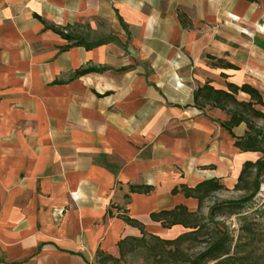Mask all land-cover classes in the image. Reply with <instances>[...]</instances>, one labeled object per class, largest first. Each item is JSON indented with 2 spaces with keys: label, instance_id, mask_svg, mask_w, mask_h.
<instances>
[{
  "label": "crops",
  "instance_id": "crops-1",
  "mask_svg": "<svg viewBox=\"0 0 264 264\" xmlns=\"http://www.w3.org/2000/svg\"><path fill=\"white\" fill-rule=\"evenodd\" d=\"M206 82L264 95V0H0V264H98L141 235L122 214L170 238L151 213L198 207L175 187L234 188L260 154Z\"/></svg>",
  "mask_w": 264,
  "mask_h": 264
},
{
  "label": "trees",
  "instance_id": "trees-1",
  "mask_svg": "<svg viewBox=\"0 0 264 264\" xmlns=\"http://www.w3.org/2000/svg\"><path fill=\"white\" fill-rule=\"evenodd\" d=\"M65 34V33H64ZM68 36L67 34H65ZM69 38V37H68ZM232 66L231 64H226ZM228 88H216L210 82L199 86L194 92V103L200 109L219 108L228 114V119L221 122L222 126L235 138V145L242 151L258 152L256 160H246L241 169L235 190H243L247 194L239 199L216 202L209 207L207 215L203 213L205 201L214 193L227 188L220 178H211L199 182L194 187L185 184L180 189L175 187L173 192L182 190L186 196L198 199L196 210H190L186 205L179 204L169 210L151 213L154 221L160 222L165 228L182 225L184 230L170 238L152 234L145 230L144 224L128 215L122 218L130 225L140 228V236H127L118 242L119 257L105 251H98L99 264H106L104 259L119 260L138 247L147 251L146 262L149 264H253L252 253L243 245L242 234L235 240L225 223L217 216H231L242 213L243 209L254 199L264 182V95L250 84L238 85L228 83ZM245 92L249 100H240L238 94ZM246 124L243 136H237L234 128ZM131 191L149 193L152 185H131ZM257 211V209L255 210ZM256 212L242 215L241 231L244 234L255 232L253 220ZM255 222V221H254ZM205 244L201 250L189 253L184 244L191 241ZM105 255V256H104ZM145 260V259H144Z\"/></svg>",
  "mask_w": 264,
  "mask_h": 264
},
{
  "label": "rangeland",
  "instance_id": "rangeland-1",
  "mask_svg": "<svg viewBox=\"0 0 264 264\" xmlns=\"http://www.w3.org/2000/svg\"><path fill=\"white\" fill-rule=\"evenodd\" d=\"M260 125L264 126V121L259 122ZM264 179V178H263ZM247 193L243 190H235L234 188H225L221 191L214 193L209 197L203 207L204 215L209 212V207L214 205L216 202L239 199L245 196ZM257 209V211H255ZM240 214H235L231 216H217V219L223 221L228 227L229 231L234 235L235 240L242 234L243 245L247 251L252 253L253 264H264V182L260 185V190L254 199L242 210ZM250 212H256L253 220H248L250 224L254 225V233L244 234L241 231V217L242 215L248 214ZM255 221V222H254ZM205 244L200 241L186 242L183 246L189 253H194L202 249ZM119 257V252L113 254ZM98 254V264H99ZM105 256V255H104ZM147 251L143 247H138L134 252L128 253L125 257L119 260L104 259L106 264H149L146 262ZM145 259V260H144ZM162 264H167L166 262Z\"/></svg>",
  "mask_w": 264,
  "mask_h": 264
}]
</instances>
